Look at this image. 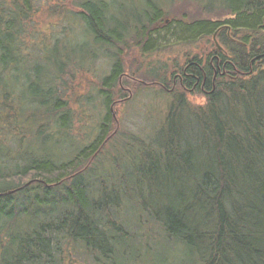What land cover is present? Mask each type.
I'll return each instance as SVG.
<instances>
[{
	"label": "trees",
	"instance_id": "16d2710c",
	"mask_svg": "<svg viewBox=\"0 0 264 264\" xmlns=\"http://www.w3.org/2000/svg\"><path fill=\"white\" fill-rule=\"evenodd\" d=\"M190 1L228 17L176 21L166 34L179 46L215 37L222 50L185 54L160 127L141 139L115 130L127 78L115 45L142 33L152 55L163 2L138 0L132 23L112 13L117 1L82 0L74 13L59 3L52 19L80 30L45 42L33 23L42 0H0V264H264V0ZM104 58L103 116L77 147L64 82L72 62ZM197 94L203 106L189 102ZM79 97L81 110L94 101Z\"/></svg>",
	"mask_w": 264,
	"mask_h": 264
},
{
	"label": "rangeland",
	"instance_id": "374dc122",
	"mask_svg": "<svg viewBox=\"0 0 264 264\" xmlns=\"http://www.w3.org/2000/svg\"><path fill=\"white\" fill-rule=\"evenodd\" d=\"M82 0H49L39 4L42 8L39 9V14L35 16L33 23L38 24L37 32L40 33L39 39L42 41H50L52 37L61 38L64 35L67 41H70L72 37L78 32L75 23L72 20L67 19L59 20L52 19L57 14L58 10H54L58 4L60 7H64L61 12H77V4ZM98 1V0H90ZM110 1V0H108ZM119 2L118 7L113 8L114 12L120 19L125 20L127 18L128 23L133 14L131 13V6H136L138 9V0H112ZM159 4L163 2L161 9V20L156 24V27H152L150 30L152 42H154L159 36L158 45L159 50L156 49V41L152 43V48L149 49V54L143 56L141 47L146 37H136L135 35H126V38L120 43L116 44L117 55L116 60L121 61L124 68V72L128 75L127 78L122 80V83L115 90L114 96L116 101L120 102L114 109L113 113L116 121L115 130L119 135L131 134L138 135L141 139L152 137L160 127L163 117L170 106L177 86L172 83V75L176 74L175 68L179 66L183 61L185 54H194L200 57L210 53L212 46L217 50H222V46L213 40L210 42H200L193 46H179L177 41L171 39L170 33L165 32L169 26L174 27L176 21H197V20H212V21H224V18L228 17L226 13L221 10H216L211 14L204 13L202 9L190 0H179L173 3L174 0H157ZM79 9V8H78ZM55 11H57L55 13ZM60 12V11H59ZM115 15V16H116ZM116 16V17H117ZM135 19V18H133ZM122 22V24L127 23ZM124 26V25H123ZM148 26V25H147ZM146 26V27H147ZM168 31V30H167ZM36 30H32V33ZM149 33V32H148ZM35 36L34 33L32 34ZM143 38V41L138 39ZM162 40V41H161ZM146 42V41H145ZM31 40L27 38V44H30ZM168 47V49H165ZM157 52V53H155ZM76 71L72 65L69 66L72 70L73 77L68 76L65 79V92L68 93L70 99V106L74 111V126L71 133L73 145L77 146L88 144L96 136V127L99 124L100 119L103 116L102 105L100 96L97 94L99 88H101L102 79L109 73L110 61L107 58L98 59L95 62V66L89 67L86 60H76ZM180 63V64H179ZM159 80L164 83L166 90L159 86ZM177 84V83H176ZM79 96L88 97L87 100H94L93 103L88 105V108L82 109L79 107ZM189 102L193 106H203L205 99L202 95L188 96ZM62 145V146H61ZM58 150L64 152L69 148L70 142L65 141L62 143ZM33 148V154H43L41 149ZM73 148V147H71ZM104 162L107 163L108 158L113 159L116 153L113 152L111 146H106Z\"/></svg>",
	"mask_w": 264,
	"mask_h": 264
},
{
	"label": "flooded vegetation",
	"instance_id": "af4514ba",
	"mask_svg": "<svg viewBox=\"0 0 264 264\" xmlns=\"http://www.w3.org/2000/svg\"><path fill=\"white\" fill-rule=\"evenodd\" d=\"M128 17H130V15H129ZM128 17H127V18H128ZM126 20H127V19H126ZM131 20H133L132 17H131V19H130L129 21H131ZM124 22H126V21H124ZM211 64H212V63H211ZM216 68H217L218 70H220L219 63L216 64ZM125 76H128V75L126 74ZM177 76H179V75H177ZM177 76H176V78L174 79V85H176ZM205 82H206V79H204V84H202L201 88H202L203 90L205 89V90H204V93L207 95L208 92H207L206 90L208 89V87H207V88L204 87ZM198 83H199V81L196 82L195 86H198ZM180 84H181V81H180ZM164 89L166 90V88H164Z\"/></svg>",
	"mask_w": 264,
	"mask_h": 264
},
{
	"label": "water",
	"instance_id": "95a60500",
	"mask_svg": "<svg viewBox=\"0 0 264 264\" xmlns=\"http://www.w3.org/2000/svg\"><path fill=\"white\" fill-rule=\"evenodd\" d=\"M28 185H30V184H28ZM28 185H27V186H28Z\"/></svg>",
	"mask_w": 264,
	"mask_h": 264
}]
</instances>
